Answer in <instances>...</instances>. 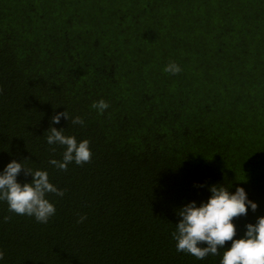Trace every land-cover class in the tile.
<instances>
[{"label":"trees","instance_id":"1","mask_svg":"<svg viewBox=\"0 0 264 264\" xmlns=\"http://www.w3.org/2000/svg\"><path fill=\"white\" fill-rule=\"evenodd\" d=\"M66 110L84 124L52 123ZM51 127L91 162L49 164ZM13 160L65 195L47 223L0 201V264H220L172 234L215 184L258 203L236 239L264 216V0H0V174Z\"/></svg>","mask_w":264,"mask_h":264},{"label":"clouds","instance_id":"2","mask_svg":"<svg viewBox=\"0 0 264 264\" xmlns=\"http://www.w3.org/2000/svg\"><path fill=\"white\" fill-rule=\"evenodd\" d=\"M181 67L175 62L169 63L164 71L176 75L181 72ZM110 107L109 103L101 99L92 104L103 114ZM61 117L71 119L73 125H83L84 120L80 116L70 118L68 111L53 115L52 123L59 124ZM49 145H61L65 147L63 159H51L49 164L61 171H67L70 163L83 165L91 162L92 151L89 140L78 143L75 136H67L62 129L51 127L47 135ZM55 151V149H53ZM31 175L30 183H19L17 180L21 172ZM211 197L207 202L197 206L192 201L180 209L178 215L182 217L176 224L173 239L176 241L177 252H183L194 256L197 260H203L209 255H220V249L226 251L220 264H264V216L257 218L255 223L246 225V232L242 238L236 239L237 226L234 218L246 216L251 210L255 212L258 203L249 199L246 190L238 187L235 193L216 184L210 186ZM49 193L63 197L65 190L58 188L50 182L49 173L45 170H32L21 162L13 160L3 173L0 174V201H6L9 211L17 215L35 217L39 223H47L55 215V205L47 199ZM11 217H4L8 222ZM86 217L78 221L82 223ZM231 241V247H225ZM5 257V252L0 250V261Z\"/></svg>","mask_w":264,"mask_h":264}]
</instances>
